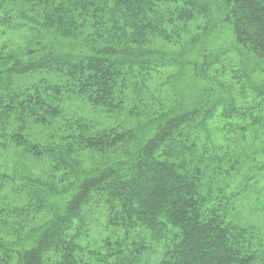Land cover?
<instances>
[{"label": "trees", "instance_id": "1", "mask_svg": "<svg viewBox=\"0 0 264 264\" xmlns=\"http://www.w3.org/2000/svg\"><path fill=\"white\" fill-rule=\"evenodd\" d=\"M17 18L31 36L0 48V148L49 172L0 174V264H152L155 248L154 264H264V225L241 216L264 221V188L243 200L264 164L238 154L264 122L223 116V43L199 46L225 29L264 59V0H0V25Z\"/></svg>", "mask_w": 264, "mask_h": 264}, {"label": "rangeland", "instance_id": "2", "mask_svg": "<svg viewBox=\"0 0 264 264\" xmlns=\"http://www.w3.org/2000/svg\"><path fill=\"white\" fill-rule=\"evenodd\" d=\"M30 36L28 28L23 24V22L18 18L13 19L11 23L9 22L8 26L0 25V48L4 47L5 52H12L16 55L22 54L27 42L30 40ZM212 36L213 35L209 36L205 34L202 37L205 42L204 44L201 43L199 46H206V44H208L207 47L210 51L217 52L223 43V70L217 72L214 67L211 68V73L208 72L210 78L216 84H223V101L225 102L223 105V116L225 115L224 110L235 109L237 117L239 116L240 120L244 119L243 114L244 112H247L248 116L253 115L256 118L263 119L264 122V59H259L250 52L240 49L241 47L237 44L236 46L240 48L231 45L232 39L230 37V33L225 32V29L223 30V36H218L214 39H212ZM176 50L179 49L177 48ZM190 78L191 77H188V79ZM24 81L26 82V80ZM176 82H180V80L178 79ZM189 82L192 84L194 83V81L190 80ZM176 86H179V84H176ZM206 86L207 85H205V87ZM213 86L216 85L214 84ZM217 87L220 88L219 85ZM193 88H196V84L193 85ZM198 88L199 85L197 84V89ZM179 89H181L180 86ZM216 95L221 94L217 91L213 98H215ZM153 99L156 100V96H154ZM81 105L82 103L76 106V110L80 114L92 117L96 123L101 122V120L99 122L96 120L98 118V114H95V112L92 114L85 105ZM68 107L71 108L72 104ZM235 120L239 121L238 118H235ZM230 123L231 122L229 121L223 120V127L228 130L230 128ZM248 123L250 124L251 122ZM237 136L238 134H236L235 137ZM260 136L264 137V133L260 134ZM232 139L233 140L229 143H225L226 146L230 144V147L234 148L236 145H240L237 139L233 137ZM3 143V140L0 139V145ZM244 146L246 147L245 150L242 148ZM239 147L241 150L238 154L242 156V160L249 158V162L247 163L249 165L245 167V169H247L246 173L250 175L254 173L253 175H255L256 173L254 171L255 169H258L257 167L259 164H264V140L251 141L250 144H248L247 139V142ZM48 165L49 164L46 162L43 164L32 160L31 158L20 157V155L16 153L14 154L11 150H3L0 148V174L5 171L11 175L16 174L18 177L27 176L32 180H42L45 182L48 177L47 172H49ZM244 178L246 177L243 170L238 176H236L235 184L238 187H242L244 185ZM23 183L24 182L19 181L16 185H23ZM251 183L252 182H248L249 185H252ZM258 186L260 187L253 188L252 185V188L243 194V200L246 201V203L248 200L255 201V199H258V195L260 194L259 192L264 188V182L262 185ZM260 198H262V201L264 200V193ZM250 212L251 211H246L241 215L242 218L245 219V223L250 224L251 222L257 221L256 225L263 226L264 221L257 220L256 218L258 217V214L252 211L253 213L251 215ZM103 231L104 230H100L102 234L94 232L91 235L90 240L94 241L99 237L107 236L108 232L103 233ZM83 245L85 246L84 243ZM149 258V262L152 264L158 261L160 253L156 248L154 252L150 253ZM91 262L93 261L91 260Z\"/></svg>", "mask_w": 264, "mask_h": 264}]
</instances>
